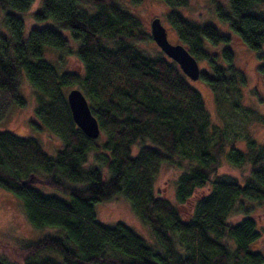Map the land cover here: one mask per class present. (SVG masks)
Returning a JSON list of instances; mask_svg holds the SVG:
<instances>
[{
    "label": "trees",
    "instance_id": "1",
    "mask_svg": "<svg viewBox=\"0 0 264 264\" xmlns=\"http://www.w3.org/2000/svg\"><path fill=\"white\" fill-rule=\"evenodd\" d=\"M159 1L178 43L206 63L199 79L212 91L215 107L228 114L242 110L264 123V116L242 102L246 80L229 47L236 38L254 52L264 86V0H208L229 33L185 18L179 8L188 0ZM33 2L0 0L6 31L0 34V118L11 104L23 107L24 76L36 94L37 119L60 139L61 148L51 156L36 139L0 130V189L21 201L31 226L57 228L63 236L8 247L10 255L1 253L0 264H264V252L252 247L259 238L255 221L242 203L264 202V146L247 131L240 138L244 149L230 144L176 63L137 47L151 37L117 0H42L34 19L52 20L56 27H32L25 37L20 14ZM60 30L76 44L82 74L58 71L44 57V47L68 50ZM75 87L103 140L86 137L72 121L64 90ZM175 158L190 164L176 179V205L207 189L186 220L153 192L160 165L178 164ZM223 161L248 167L242 183L219 179ZM35 183L67 199L44 193ZM116 196L148 227L155 247L122 223L105 226L96 220L94 205ZM234 206L244 217L230 224L226 219Z\"/></svg>",
    "mask_w": 264,
    "mask_h": 264
},
{
    "label": "rangeland",
    "instance_id": "2",
    "mask_svg": "<svg viewBox=\"0 0 264 264\" xmlns=\"http://www.w3.org/2000/svg\"><path fill=\"white\" fill-rule=\"evenodd\" d=\"M124 9L133 13L141 23V30L149 35V23L153 18H159L161 24L167 32V39L170 43L178 42L177 35L171 29L165 18L167 7L159 0H140L139 3H132V0H117ZM222 1V0H221ZM42 0H34L30 9L21 13L23 21V36H27L32 27L49 26L55 28L56 25L52 20L38 22L34 19V13L41 10ZM228 7V6H227ZM88 8L85 6L84 9ZM89 12L94 11L86 9ZM179 11L185 18L196 23H211L219 32L229 33L226 24L219 22L213 11L212 5L208 0H188V5L179 8ZM2 14L0 13V34L6 35L2 26ZM61 34L69 41L67 51H54L49 47H44V57L55 66L58 71H68L82 74L83 67L80 61L74 55L75 43L70 40L67 31L60 30ZM137 47L149 56L163 54L150 38L143 42L136 43ZM230 49L235 56V65L243 73L246 83L242 89V102L245 106L264 116V86L261 78L255 72L256 57L254 52L245 47L239 40L232 38L229 44ZM264 48V45H263ZM200 71H206L207 66L204 61H197ZM191 87L197 90L203 100L204 106L210 116L211 122L225 131L228 142L238 149H244L245 143L240 140L244 132H248L252 139L260 146H264V123L260 120L253 121L249 119L247 113L237 109L238 112L228 114L225 109H217L213 102V93L210 88L199 78L195 81L189 80ZM77 88V87H75ZM72 88L64 90L67 91ZM79 89V88H77ZM80 90V89H79ZM19 95L24 100L23 107H17L11 104L0 118V130L8 131L14 136L21 138L36 139L42 149L49 155L54 156L56 151L61 148L60 139L49 132L37 119L35 115V91L30 86L24 76L20 80ZM99 137L103 140V135ZM234 140L232 141V139ZM137 146L132 147V155L136 153ZM178 164L162 163L159 167L158 174L153 184L155 196L167 200L177 207L181 217L188 219L193 210L196 199L206 194L207 189L198 190L187 203L176 205L174 201L175 182L178 175L185 170L190 164L184 160L175 158ZM93 161L89 156L87 165L91 166ZM248 174V167L241 168L230 167L223 161L218 169L217 175L222 180H232L242 183ZM34 186L40 191L47 194H54L64 199L66 196L60 194L54 188L45 183H35ZM245 207L250 208V216L255 221L256 230L259 238L253 244L255 251L264 252V202H253L242 200ZM96 220L105 225L113 226L116 223H122L132 229L138 236L147 242L151 247H155L149 229L142 224L131 211L128 202L121 196H116L110 201L99 202L94 205ZM244 217L243 214L236 210L234 206L228 213L226 222L234 224ZM51 236L62 238V233L53 227L37 229L29 224L25 217L21 201L12 194L0 189V255H10L11 248H21L24 244L34 243L43 237ZM250 246V250L253 251Z\"/></svg>",
    "mask_w": 264,
    "mask_h": 264
},
{
    "label": "water",
    "instance_id": "3",
    "mask_svg": "<svg viewBox=\"0 0 264 264\" xmlns=\"http://www.w3.org/2000/svg\"><path fill=\"white\" fill-rule=\"evenodd\" d=\"M149 35L160 51L176 63L188 80L195 81L199 78L200 70L196 59L180 43L172 44L168 41L166 29L159 18H153L150 21ZM65 100L76 127L86 137L96 139L100 134L99 126L91 114L83 93L77 88L69 89L65 95Z\"/></svg>",
    "mask_w": 264,
    "mask_h": 264
}]
</instances>
